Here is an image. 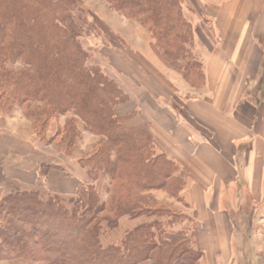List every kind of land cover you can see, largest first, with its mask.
<instances>
[{
  "label": "trees",
  "instance_id": "1",
  "mask_svg": "<svg viewBox=\"0 0 264 264\" xmlns=\"http://www.w3.org/2000/svg\"><path fill=\"white\" fill-rule=\"evenodd\" d=\"M102 1L145 28L162 61L181 71L191 88L201 87L202 71L199 80L196 68L184 62L193 34L182 0ZM75 13H82L76 0H0L1 110L20 109L34 134L43 138L51 119L72 113L87 133L100 138L92 153L79 160L89 181L78 185L68 204L58 196L42 199L34 191L1 198L0 262L198 264L203 254L190 246L157 244L159 226L147 220L157 210L150 193L164 192L179 202L186 173L156 153L147 125L130 128L115 116V106L128 97L113 78L86 65ZM8 64L21 68L13 71ZM70 131L65 154L80 136L75 125ZM100 173L107 181L108 201H100L96 191ZM118 228L116 242L103 245L105 234Z\"/></svg>",
  "mask_w": 264,
  "mask_h": 264
},
{
  "label": "crops",
  "instance_id": "2",
  "mask_svg": "<svg viewBox=\"0 0 264 264\" xmlns=\"http://www.w3.org/2000/svg\"><path fill=\"white\" fill-rule=\"evenodd\" d=\"M109 11L105 26L119 46L99 51L100 67L128 97L114 114L127 127L147 125L156 153L186 173L180 197L201 264H228L234 215L264 201V0H182L200 59L199 89L168 69L144 28ZM68 118L79 121L84 140H100L66 113L50 120V144L42 146L19 111L0 108V200L22 191L72 197L89 181L80 158L54 151ZM105 179L98 175L96 189Z\"/></svg>",
  "mask_w": 264,
  "mask_h": 264
},
{
  "label": "rangeland",
  "instance_id": "3",
  "mask_svg": "<svg viewBox=\"0 0 264 264\" xmlns=\"http://www.w3.org/2000/svg\"><path fill=\"white\" fill-rule=\"evenodd\" d=\"M78 5L80 6L82 13H75L77 17H79L78 26L80 27L82 33L80 38L78 39V43L80 45L81 50L87 56L86 65L90 68H98L102 69L100 65L101 63V54L100 50H105V48H116L118 50L119 42L114 40L109 34L108 29L105 26V21L108 18V14H110L109 8H111L108 4L103 2L102 0H76ZM112 9V8H111ZM134 22V21H132ZM138 26L142 27L137 23ZM143 28V27H142ZM145 29V28H144ZM146 30V29H145ZM129 31V30H127ZM147 32V30H146ZM148 38H150L147 32ZM153 46L154 42L152 39H149ZM154 49L156 50L155 46ZM189 57L188 60L184 62H189L196 68L197 74H199V80H201V65L198 54L194 51L193 43L189 48ZM104 65V64H103ZM167 66V65H166ZM7 67L10 70L18 71L21 68L20 64L10 65ZM168 67V66H167ZM170 71L176 72L180 76V79L184 82L182 72L170 69ZM102 71V70H101ZM104 73V72H103ZM112 78V77H111ZM198 84L200 81H197ZM187 84V83H186ZM188 85V84H187ZM189 86V85H188ZM17 110L22 116L23 113L18 108H13L9 112ZM24 117V116H23ZM60 116H56L54 118H59ZM63 125V128H59V139L58 146L55 147L54 151L59 149V151H63L62 149L66 148L67 138L70 136L71 126L75 125L77 128V124L79 121L74 120L73 118H68L60 121ZM77 122V123H76ZM30 123V122H29ZM31 124V123H30ZM80 124V123H79ZM32 127V126H31ZM48 128V127H47ZM47 133V132H46ZM62 133V134H61ZM36 135V134H35ZM37 137V136H36ZM42 137V138H40ZM38 141L42 144V146H47L50 144L46 138L43 136L37 137ZM81 139V140H80ZM85 136L82 138L81 134L77 138L73 140V150L70 154H66L69 156H73L75 159H84L89 154L92 153V148L96 147L99 141H94L93 139ZM72 141V140H71ZM80 141V143H79ZM87 144V145H85ZM43 167L41 171H43ZM106 179L101 187L97 186V193L100 201H108L111 197H108L105 191L106 187ZM39 195V194H38ZM157 202V205L154 209L156 210V214L147 219L148 221L155 220L159 226V232H155V242L159 245L169 247L172 244H176L180 248L191 247L196 250L193 246L194 243V225L193 221L186 215L184 203L182 199L177 202L173 199H169L168 196L164 192L154 191L150 193ZM40 196V195H39ZM42 199H47V196H40ZM63 203L68 204L69 199L71 197H59ZM248 208H244L241 213H237L234 215V219L237 222L234 223V248H233V256L230 259L228 264H264V201L261 202L260 205L248 204ZM146 218H142L144 220ZM125 221V219H123ZM122 221V222H123ZM137 221L127 223V226H132ZM120 234V228L117 231H111L105 234V237L102 240V244L106 245L110 242L115 243L117 236ZM179 244V245H178ZM0 264H26L25 261L18 260L13 261L5 258L4 261L0 262ZM151 264V263H144ZM198 264H201V260Z\"/></svg>",
  "mask_w": 264,
  "mask_h": 264
}]
</instances>
